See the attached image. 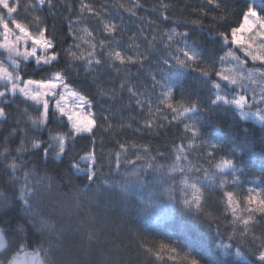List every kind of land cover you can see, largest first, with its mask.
Listing matches in <instances>:
<instances>
[{
  "label": "trees",
  "instance_id": "obj_1",
  "mask_svg": "<svg viewBox=\"0 0 264 264\" xmlns=\"http://www.w3.org/2000/svg\"><path fill=\"white\" fill-rule=\"evenodd\" d=\"M16 1L19 4L17 16L19 12L29 19L35 15L41 16V27L46 26V36L52 40L58 54V61L51 65L22 61L19 66L22 79H48L54 71L62 70L65 73L64 82L88 98L97 118L94 134H79L67 143L66 154L59 158L50 154L45 158L43 148H32L33 138L48 142L50 130L51 133L69 132L68 122L56 114V119L46 126L37 127L29 119V116L38 115L37 106L19 94L9 93L0 98V107L5 109V116L0 119V195L14 196L23 182V172L13 173L11 170L13 161L21 169L32 170L37 176L49 178L41 186L43 195L35 202L34 211L52 219L57 229L63 231V238L59 241L55 236L43 237L45 241L51 239L54 244L52 255L59 264H171L166 259L158 260L155 255L145 253L140 247L147 244L155 249L161 242L166 243L169 235L172 239H181L185 250L197 253L201 264H216L218 260L225 259L215 247L221 238L233 245V251L239 247L252 264H260L256 250L261 239L254 237L264 238V214L258 211L254 213L255 226L245 237L229 240V233L244 225L233 223L224 193L232 191L237 198H241L250 187L264 189V178L254 179L249 172L251 169L258 174L264 168L261 157L264 153V125L252 119H241L227 105L203 114L200 126L202 138L219 145L215 150L214 162L209 164L208 146L195 142L190 148L187 147L190 141L185 136L184 123L172 120L171 113L166 109L156 111L157 101L151 80V74L158 70L160 58L165 54L161 41H166L165 34L173 30L186 33L184 38L189 43H195L201 52L200 66L209 71V76L203 77L195 65L184 69L183 80L174 87L177 101L183 93L186 100H198L207 105L213 92L210 81H219L215 71L246 78L250 70L264 67L259 61L253 63L245 57L240 46L232 47L244 61L242 65H237L231 58L223 64L218 59L228 50L222 45L219 33L237 26L244 0H215L213 4H209L208 0H53L52 7L45 5L35 12L31 10L35 0ZM28 1L30 8L26 7ZM82 3L89 4L99 15L81 13ZM216 3L220 7H216ZM121 4L124 7H120ZM255 4L259 7L264 0H255ZM2 14H6V10H2ZM107 22L117 25V30L106 31L104 23ZM261 39L264 38L255 37L251 42L253 50H256ZM101 41L104 47L100 46ZM92 45H96L95 55L101 59L100 64L93 60L89 65L86 59H71L67 54L70 49L87 58L93 50ZM109 50L134 56L137 61L142 59L138 53L147 58L142 64L127 61L120 64L108 58ZM0 59L10 64L2 52ZM252 79H255V84ZM252 79L240 81L249 90V95L252 89H256L257 93L264 89V81L258 73H254ZM231 87L242 90L237 86ZM129 88L137 95L133 96ZM158 94L159 89L156 90ZM137 100L141 101L143 107L137 104ZM165 116L168 118L165 119ZM149 120L151 126H148ZM21 143L26 151L17 152ZM233 143L238 147L246 145L249 150L235 151ZM120 144L128 149L127 159H134L133 154L142 152L146 146L148 157H155L154 163L166 167L173 164L175 149L183 144L187 160L180 163L186 168L191 163L208 169L209 177L217 171L214 165L220 157L230 154L229 158L239 169L234 174L239 179L234 183L231 170L227 169L224 173L227 183L221 188L218 186L219 176L206 178L203 171L188 173L189 180L193 175L200 177L199 211L193 207L189 214L179 203H172L164 197L165 205L171 209L170 215L165 216L147 209L146 205H140L138 200L129 203L119 189H107L105 177L118 180L119 174L127 168L125 164L119 169L115 167V153L120 151ZM5 148L9 149L6 155L2 154ZM92 151L96 154L95 170L100 178L89 183L86 176L77 174L72 165L78 163L81 167L80 158ZM121 160H124L123 153ZM86 166L88 169L92 165ZM153 175L155 173L151 170H145L148 180ZM183 175L180 172L172 174L176 187ZM18 223L25 225L29 238H36L17 201L0 214V224L9 234L15 232V236L23 238L25 234L16 231ZM0 259H4L6 264L5 257Z\"/></svg>",
  "mask_w": 264,
  "mask_h": 264
},
{
  "label": "snow or ice",
  "instance_id": "obj_2",
  "mask_svg": "<svg viewBox=\"0 0 264 264\" xmlns=\"http://www.w3.org/2000/svg\"><path fill=\"white\" fill-rule=\"evenodd\" d=\"M214 2L215 0H208L209 4H213ZM45 5L49 8L52 7L53 0H35L31 10L35 12ZM120 7H124V5L121 4ZM165 7L167 6L165 5ZM216 7H220V4L216 3ZM2 10H6V15L2 14ZM16 12L17 7L13 6L10 0H0V29H2L0 31V37H2L0 39V49H3L7 53V61L10 62V64H6L4 60L0 59V89H2L0 90V98L5 97L9 93L12 95L19 93L27 100L39 106L37 108L38 115L35 117L29 116L32 124L37 127L46 126L48 122L56 119L57 113L61 119L67 117V122L71 125L69 132L51 133L50 130L48 142L41 141L39 138H33L32 141L33 149L43 148L45 158H48L50 154L59 158L61 155L66 154L67 143L77 135L83 133L94 134L97 118L89 110L91 102L88 98L82 96L79 92L70 88L68 83L64 82L65 73L62 70L54 71L48 79H22L19 72V66L22 61L35 58V63L38 65H51L58 61V54L55 52L52 40L46 36V26L41 27L43 24L41 16L35 15L33 17V27L35 30L31 31L29 30V26L18 22L16 19H11L12 15ZM85 12L99 15L89 4L82 3L81 13ZM9 20L14 25L15 31L9 27ZM104 28L108 32H115L117 25L107 22L104 23ZM245 33H254L252 39H255V37L264 38V4L257 7L255 0H251V2L244 0V7L240 10V20L237 26L231 27L230 31L219 33L222 45L228 48L224 55L218 58L221 64L228 60V58H231V60L237 62V65H242L244 61L236 55V51L232 47L240 46L245 57L250 58L253 63L259 61L261 66H264V39H261L256 50H253L252 43L244 38L243 34ZM165 35L167 40L161 41L164 44L165 54L160 58L158 70L151 74L153 95L157 101L156 111L159 112L166 109L171 113L172 120L183 122L185 136L190 141L187 147L190 148L192 143L195 142L207 145L210 149L207 152V162L212 164L215 160V150L219 145L202 138L200 126L203 114L223 109L227 105L229 109H234L241 119L255 118L264 125V89L259 93H257L256 89H252L249 95V90L240 83V81L246 78L252 79L254 73H258L260 79L264 81V67L250 70L246 78L242 75L225 74L221 70L215 71V75L219 77V81H210V87L213 92L208 98L207 105L202 104L198 100H186L183 93H181L180 100L177 101L174 95V87L183 80L185 76L184 69L192 68L195 65L203 77H208L209 71L200 66L201 52L197 49L194 42L189 43L184 38L187 35L186 33H178L173 30ZM177 38L181 39L178 40ZM155 39L153 37V41ZM29 41L31 42L30 49L25 47L21 51V48L27 45ZM245 45L247 47H244ZM100 46L104 47L103 41L100 42ZM91 47L93 50L88 53L87 58L82 53L78 55L70 49L67 54L71 59H86V63L89 65L92 64L93 60L96 64H100L102 62L101 59L95 55L96 45H92ZM37 49H40L43 54L38 55ZM50 50L51 54H49ZM137 55L141 56L142 59L137 61L136 57L128 56L117 50H109L107 52L110 60L113 62L119 61L120 64H125L126 61L132 63L140 62L142 64L143 60L147 58L142 53H138ZM169 57L172 62H170ZM206 83L208 82L206 81ZM252 83H256L255 79H252ZM231 86L240 87L242 90L237 91L236 88ZM157 89H159L158 95H156ZM129 91L133 96L137 95L131 88H129ZM56 97L59 98L57 99ZM49 98L55 99L54 109L50 108ZM137 104L143 107L140 100H137ZM149 111H151V104H149ZM4 116L5 109L0 107V117ZM167 118L165 116V119ZM148 126H151L150 120L148 121ZM233 149L235 151L249 150L246 145L238 147L235 143H233ZM16 151H26L24 144L21 143ZM175 151L176 155L173 164L166 167L165 165L154 163L155 157H148L146 146L142 152L138 151L133 154L134 159H127L128 149L124 144H120V151L115 153V167L119 169L122 164H125L127 168L123 173L119 174L120 178L118 180H113L110 176L105 177L104 184L107 186V189H119L120 194L129 203L138 200L139 204L146 205L147 209L158 211L168 216L171 209L165 205L164 197H167V200L172 203H180L189 214L193 207L197 211L201 207L199 199L201 187L198 186L200 177L193 175L191 177L193 182L189 183L190 178L188 173L203 171L206 178L219 176L218 186L221 188L227 183V177L224 175L225 170H231L234 183L239 179V177H235L234 175L239 169L234 164L233 159L229 158L230 154L220 157L219 162L214 165L217 171H214L211 177H209L208 169H201L191 163L186 168L180 163L183 160H187L183 144L176 147ZM8 152L9 149L5 148L2 154L6 155ZM122 153L124 154L123 161L121 160ZM261 157L264 159V153L261 154ZM80 159L90 161L92 166L88 169H82L78 163H75L72 165V168L75 169L77 174L83 173L89 183H94L100 178L95 170L97 163L95 152H89ZM140 161H144L145 163H138ZM21 164H23V161H21ZM10 167L13 173L17 171L23 172V182L16 190L17 194H14V196L0 195V214L13 207L18 201L19 207L24 213V219L31 225L36 238H29L27 236V228L24 224L18 223L16 227L17 232L25 234L23 238L15 236V232L9 234L3 224H0V257L6 258V264H19L21 254L31 257L35 261V264H59L52 255L55 249L54 244L51 239L45 241L43 237L55 236L56 240L59 241L63 238V231L57 229L52 219L46 218L44 215L34 211L35 202L43 195L41 186L49 178L47 176H37L32 170L21 169L15 161L12 162ZM146 169L155 173L151 180H148L145 176ZM175 172L184 174L181 180V184L184 187L179 188V192L182 193L180 196L177 195V187L175 181L172 179V174ZM249 172L254 179L264 178V168L258 174L252 172L251 169ZM187 188L192 189V199H189L187 194H185ZM224 195L227 198V205L229 208H232L233 216L235 217L233 223H242L244 225L240 229L234 228L229 233L228 239L243 238L255 226V221L253 220L254 213L258 211L264 214V189L253 187L247 189V194L244 196L245 203L247 205L255 204L258 207L251 209L246 218L236 217V208L233 207V192L226 191ZM176 235L180 236L183 234L176 233ZM217 235H219V230H217ZM254 239H261V244L256 251L260 264H264V238L254 237ZM140 247L145 253L155 255L157 259H160V252L166 251L168 260L172 261L173 264H176L177 261L180 264H201V259L197 253L192 250H185L182 240L172 239L171 235H169L166 243H160L159 250L147 244H141ZM215 247L218 250V254L225 257L224 260H218L216 264H252L251 261L247 260L245 253L239 247H235V251H233V245L226 243L223 238L216 242ZM29 248H31V251H29ZM0 264H5V260L0 259Z\"/></svg>",
  "mask_w": 264,
  "mask_h": 264
},
{
  "label": "rangeland",
  "instance_id": "obj_3",
  "mask_svg": "<svg viewBox=\"0 0 264 264\" xmlns=\"http://www.w3.org/2000/svg\"><path fill=\"white\" fill-rule=\"evenodd\" d=\"M10 3L13 4V6H16V7H17V12L14 13V14L12 15L11 19H16L18 22H20V23H22V24H24V25H26V26H29V30L34 31L35 29H34V27H33V24H34L33 17H32L31 19H29L28 16H27L26 14H24V13H20V12H19V16H17V15H18V11H19V4L17 3L16 0H10ZM26 7H27V8H30V2H29V1H28V3L26 4ZM27 8H24V11H27ZM5 15H6V14H5ZM6 18H7V17H6ZM9 27L14 29V25L11 24L10 20H9ZM0 31H2V29H0ZM14 31H15V29H14ZM254 32H255V30H254ZM243 35H244V38H245L246 40L250 41V43L254 40V39H252V37L254 36V33H245V34H243ZM12 38L14 39V37H12ZM0 39H2V37H0ZM25 47H27V48L30 49V47H31V42L29 41L27 45H25L24 47H22V48H21V51H23ZM0 52H2L3 54H5L6 57H7V53H6L3 49H0ZM37 54H38V55H42L43 53L41 52L40 49H37ZM49 54H51V53L49 52ZM29 60H32V61L35 63V58H29ZM35 64H36V63H35ZM70 88H71V87H70ZM0 90H2V89H0ZM60 90H62V89H60ZM58 91H59V90H58ZM17 94H19V93H17ZM19 95H20L21 97H23L21 94H19ZM23 98H24L26 101H28V102L34 104L32 101L27 100L25 97H23ZM56 98L58 99L59 97H56ZM49 99H50V108L54 109V106H55V99H51V98H49ZM69 103H71V102L69 101ZM34 105H35V104H34ZM35 106H37V105H35ZM37 107H39V106H37ZM89 110L93 113L92 107H91ZM57 116L59 117V114H58V113H57ZM1 118H2V117H0V119H1ZM63 118L67 121V117H63ZM249 119H252V120H254V121H256V122H259V121L256 120L255 118H249ZM30 121H31V120H30ZM68 124H69V123H68ZM69 126L71 127L70 124H69ZM80 161H81V165H82L81 168H82V169H86V168H87L86 165H91V162L88 161V160H80ZM75 172H76V171H75ZM80 174H83V173H80ZM192 182H193V181L189 180V183H192ZM198 186H199V185H198ZM181 187H184V185H182V184H181V181H179V184H178V187H177V193H178V196L182 195V193L179 192V188H181ZM185 194H187V196H188L189 199H192V189H191V188H187ZM233 198H234V205H233V207L236 208V217H245V218H246L247 215L249 214V211H250L251 209H255L256 207H258V205H255V204H254V205H247V204L245 203V201H244V197L237 198V196L234 195ZM199 199L201 200V193H200ZM243 201H244V202H243ZM226 203H227V198H226ZM179 204H180V203H179ZM180 206L182 207L181 204H180ZM227 206H228V205H227ZM228 209H229V211H230V213H231V215H232V217H233V219H234L235 217L233 216L232 208H229V207H228ZM155 249H156V250H159V246H158L157 248H155ZM155 257H156V256H155ZM162 259H166L169 263L173 264L172 261L168 260V256H167L166 251H164V252H160V259H158V260H162ZM176 264H180V262L177 261Z\"/></svg>",
  "mask_w": 264,
  "mask_h": 264
},
{
  "label": "water",
  "instance_id": "obj_4",
  "mask_svg": "<svg viewBox=\"0 0 264 264\" xmlns=\"http://www.w3.org/2000/svg\"><path fill=\"white\" fill-rule=\"evenodd\" d=\"M19 264H35V261L31 257H26L23 254H21L19 259Z\"/></svg>",
  "mask_w": 264,
  "mask_h": 264
}]
</instances>
